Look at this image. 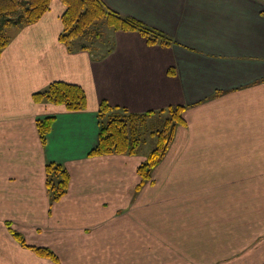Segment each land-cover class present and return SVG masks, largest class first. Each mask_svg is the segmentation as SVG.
Here are the masks:
<instances>
[{"label":"crops","instance_id":"crops-1","mask_svg":"<svg viewBox=\"0 0 264 264\" xmlns=\"http://www.w3.org/2000/svg\"><path fill=\"white\" fill-rule=\"evenodd\" d=\"M101 1L173 41L150 45L137 31L117 30L101 59L88 49L71 52L58 40L60 0L16 28L0 52V214L16 215L0 217V256L7 238L41 264L139 255L156 256L152 264H264V0ZM57 79L84 88L85 109L33 100ZM103 99L134 112L185 105L175 138L193 157L188 182L163 183L179 157L170 150L139 189L144 154L88 156ZM47 115L54 119L41 143L35 119ZM49 161L70 174L51 207ZM179 191L182 199L173 195ZM7 222L57 260L22 246Z\"/></svg>","mask_w":264,"mask_h":264},{"label":"trees","instance_id":"trees-1","mask_svg":"<svg viewBox=\"0 0 264 264\" xmlns=\"http://www.w3.org/2000/svg\"><path fill=\"white\" fill-rule=\"evenodd\" d=\"M50 1L0 0V52L11 38L6 33V28L11 25L17 28L36 22L49 9ZM60 1L64 5V10L61 14L62 29L58 40L71 52L88 49L94 59H101L112 50L113 36L105 35L106 39L102 38L104 34L100 20H103L112 31H137L150 45L168 46L173 41L163 31L107 8L101 0ZM32 97L36 102L63 104L69 111H80L87 105V95L80 84L60 79L52 80L42 89L34 91ZM184 107L183 104H171L158 110L134 112L120 105H112L103 99L97 109L98 142L89 151L88 156L137 154L141 142L145 140L147 134L150 135L148 117L154 113L163 114L161 122L151 125L155 127L152 131L156 133L155 146L137 165L141 186L150 179L153 168L166 153L168 143L175 132V125L184 122ZM53 119L51 115L39 116L35 119L41 143H44ZM69 182L70 174L65 165L51 161L46 163L45 183L50 198V207L53 201L66 192ZM6 226L9 233L22 246L30 248L38 256L57 260L55 253L48 247L28 244L23 235L12 228L9 222Z\"/></svg>","mask_w":264,"mask_h":264},{"label":"rangeland","instance_id":"rangeland-1","mask_svg":"<svg viewBox=\"0 0 264 264\" xmlns=\"http://www.w3.org/2000/svg\"><path fill=\"white\" fill-rule=\"evenodd\" d=\"M100 25L102 27L101 28L103 31L102 33L104 34V36H102L103 39H106V36L108 37V35H110V31L112 33L115 32V31H112L110 28H108V26L104 23L103 20H100ZM15 31H16L15 25H11V26H8L6 28V33L9 35V37L13 36ZM10 40H11V38H10ZM10 40H9V42H10ZM102 49L104 50V48H102ZM165 107H167V106H164L161 108H165ZM158 109H160V108H157L154 110H158ZM150 110H153V109H150ZM163 117H164V115L163 114L160 115V113H154L151 117H148L147 123L149 124V127H150V135L149 134L146 135L145 140L143 142H141V144L138 148V152H137V154H139V153L144 154L143 159H145V157L148 155V153L151 151V149H153V147L155 146L156 133L152 132L155 129V127H151V125L157 124L159 121L161 122L162 121L161 118H163ZM182 125H183V122L181 124L178 123L177 125H175L176 127H175L174 131H176V129ZM181 138H182V136H181ZM181 149L183 151V154H182L181 150L178 148V146L176 145V138H175V132H174L173 137H171V139L168 143V148H167L166 153L163 155L161 161L153 168V170H154L163 161L164 158H167L166 157L167 153H169L170 151H172L171 155L179 156L176 159H174L173 161H171L170 171L167 173L165 179L163 180V183H165V184L181 183V185H183L184 183L188 182L186 175L187 174H188V176L190 175L188 170H189L190 164L192 163L193 157L191 160H187L186 155L188 153L185 154V152L183 150V146ZM164 162L165 163H164L163 167H168L169 166L168 160L167 161L164 160ZM152 173L153 172H151V177L149 180L146 181V183L153 182L155 177H154V175H152ZM203 178H204L203 176L200 177V179H203ZM139 188H140V182L137 185L136 189H139ZM162 194L164 195L162 198H170L172 193L171 192L168 193L167 190L166 191L164 190L162 192ZM182 194H183L182 191L173 192V195L177 199H182V197H183ZM4 216H15L16 217V215H11V214H9V215L0 214V217L3 218ZM86 240H88V239H86ZM133 250L138 251L137 249H133ZM1 251H2V254L0 256V264H41V263L45 262V261L41 262L40 260L34 259L25 251H21L11 242V240H9L7 238L3 239L1 242ZM176 258H182V257L173 256L172 260H174ZM81 259L85 260L86 257H81ZM115 259L124 260V261H121L120 264L121 263H124V264H152L155 261L156 256H140L139 255L138 257H132V256H129V257H113V261H115ZM74 261L77 262L76 257H74V259L70 260L69 262H74ZM113 261H110V263L112 264Z\"/></svg>","mask_w":264,"mask_h":264}]
</instances>
